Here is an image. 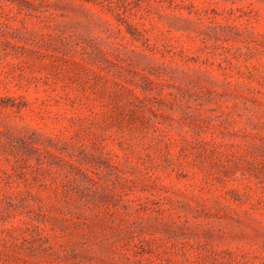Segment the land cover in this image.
Returning <instances> with one entry per match:
<instances>
[{
    "label": "rangeland",
    "instance_id": "1",
    "mask_svg": "<svg viewBox=\"0 0 264 264\" xmlns=\"http://www.w3.org/2000/svg\"><path fill=\"white\" fill-rule=\"evenodd\" d=\"M0 264H264V0H0Z\"/></svg>",
    "mask_w": 264,
    "mask_h": 264
}]
</instances>
